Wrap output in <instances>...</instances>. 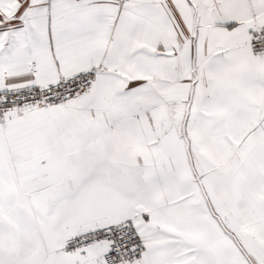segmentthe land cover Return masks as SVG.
Listing matches in <instances>:
<instances>
[{
  "label": "snow or ice",
  "instance_id": "6c2138e0",
  "mask_svg": "<svg viewBox=\"0 0 264 264\" xmlns=\"http://www.w3.org/2000/svg\"><path fill=\"white\" fill-rule=\"evenodd\" d=\"M0 264H264V0H0Z\"/></svg>",
  "mask_w": 264,
  "mask_h": 264
},
{
  "label": "crops",
  "instance_id": "0c3cea01",
  "mask_svg": "<svg viewBox=\"0 0 264 264\" xmlns=\"http://www.w3.org/2000/svg\"><path fill=\"white\" fill-rule=\"evenodd\" d=\"M75 3H87L89 5L100 2V0H74ZM53 0H44V6L50 8Z\"/></svg>",
  "mask_w": 264,
  "mask_h": 264
}]
</instances>
